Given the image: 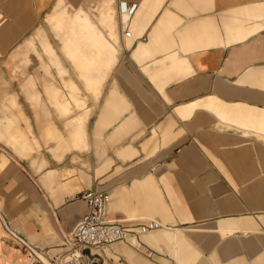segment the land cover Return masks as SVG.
I'll list each match as a JSON object with an SVG mask.
<instances>
[{
    "label": "crops",
    "instance_id": "crops-1",
    "mask_svg": "<svg viewBox=\"0 0 264 264\" xmlns=\"http://www.w3.org/2000/svg\"><path fill=\"white\" fill-rule=\"evenodd\" d=\"M120 1L137 3L130 38L113 21ZM102 3L113 16L101 24L90 8ZM55 10L94 22L83 54L96 85L84 89L98 95L80 149L27 167L0 153V212L21 252L11 264H30L24 245L42 261L63 254L88 190L109 194V220L162 226L98 264H264V0H0V90L15 89L5 77ZM8 101V121L24 119Z\"/></svg>",
    "mask_w": 264,
    "mask_h": 264
},
{
    "label": "rangeland",
    "instance_id": "rangeland-1",
    "mask_svg": "<svg viewBox=\"0 0 264 264\" xmlns=\"http://www.w3.org/2000/svg\"><path fill=\"white\" fill-rule=\"evenodd\" d=\"M95 6L98 17H94V8H90L93 21L99 18L100 22L104 13L109 12L113 16L103 3ZM114 18L116 22L120 21L116 14L113 21ZM91 19L86 13L79 16L77 10L74 13L55 10L48 19L51 24L43 22L37 35L22 44V57L16 60L20 62L19 72L5 77L6 82L14 83L15 89L0 90V153L9 159L21 160L27 167L33 155L59 159L63 153L81 148L79 144L83 143L89 114L87 102L98 95L96 91L84 89L85 82L96 85L94 76L84 75L88 72L87 66L95 63L83 54L87 48L96 46L97 29ZM77 40L83 42L80 48ZM62 44L70 52L64 54ZM60 51L68 59L63 58ZM10 97L24 113V119L14 123L8 121L16 109L9 103ZM39 124L49 130L48 134L43 136L39 132ZM16 126L21 131L16 130ZM20 133H24L25 138L19 137ZM5 222L0 212V264H11L12 254L21 256V252Z\"/></svg>",
    "mask_w": 264,
    "mask_h": 264
},
{
    "label": "built area",
    "instance_id": "built-area-1",
    "mask_svg": "<svg viewBox=\"0 0 264 264\" xmlns=\"http://www.w3.org/2000/svg\"><path fill=\"white\" fill-rule=\"evenodd\" d=\"M137 11V3L118 2V16L125 18L120 21L121 34L124 38H130L128 31L129 20ZM109 194L97 190H88L77 196L86 204V212L82 215L73 230L64 234V253L49 261L39 259L30 246H23V252L27 255L30 264H98L100 253L104 250H112L118 242L126 241L130 237H138L162 226L152 220L140 221L132 225H122L119 222L107 219V204ZM137 250L151 257L152 251H146L141 246Z\"/></svg>",
    "mask_w": 264,
    "mask_h": 264
},
{
    "label": "bare ground",
    "instance_id": "bare-ground-1",
    "mask_svg": "<svg viewBox=\"0 0 264 264\" xmlns=\"http://www.w3.org/2000/svg\"><path fill=\"white\" fill-rule=\"evenodd\" d=\"M123 21V22H125L126 21V19L123 17V18H120V21Z\"/></svg>",
    "mask_w": 264,
    "mask_h": 264
}]
</instances>
